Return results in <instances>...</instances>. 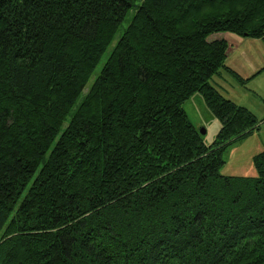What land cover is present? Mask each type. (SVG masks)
<instances>
[{
  "label": "trees",
  "instance_id": "16d2710c",
  "mask_svg": "<svg viewBox=\"0 0 264 264\" xmlns=\"http://www.w3.org/2000/svg\"><path fill=\"white\" fill-rule=\"evenodd\" d=\"M226 31L264 37V0H0V264H264V150L220 173L260 127L211 83L250 79Z\"/></svg>",
  "mask_w": 264,
  "mask_h": 264
},
{
  "label": "rangeland",
  "instance_id": "374dc122",
  "mask_svg": "<svg viewBox=\"0 0 264 264\" xmlns=\"http://www.w3.org/2000/svg\"><path fill=\"white\" fill-rule=\"evenodd\" d=\"M134 12L135 10L131 9L122 23L118 34L102 57L83 95L88 92L95 77L101 71L108 54L116 44L120 34L127 27ZM220 38L226 39L229 44L226 64L242 77L250 79L244 84L236 75L223 68L221 74L212 78L211 83L217 86L227 98L248 107L260 120L259 129L248 137L233 142L224 150L225 163L220 168V173L224 175H257L253 156L264 150V37L243 36L229 31L217 32L208 37L209 40ZM261 69L262 71L258 73ZM183 106L197 129L200 132L202 129L205 130L202 133L204 142L208 145L213 143L217 139L220 121L207 106L203 96L200 93H195ZM65 124L67 125V123Z\"/></svg>",
  "mask_w": 264,
  "mask_h": 264
},
{
  "label": "water",
  "instance_id": "95a60500",
  "mask_svg": "<svg viewBox=\"0 0 264 264\" xmlns=\"http://www.w3.org/2000/svg\"><path fill=\"white\" fill-rule=\"evenodd\" d=\"M203 132H205V130H204V129H202V130H201V133H203Z\"/></svg>",
  "mask_w": 264,
  "mask_h": 264
}]
</instances>
